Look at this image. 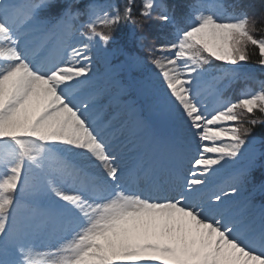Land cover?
<instances>
[{
  "label": "snow or ice",
  "instance_id": "6c2138e0",
  "mask_svg": "<svg viewBox=\"0 0 264 264\" xmlns=\"http://www.w3.org/2000/svg\"><path fill=\"white\" fill-rule=\"evenodd\" d=\"M184 16L146 44L150 22H174L157 0H0V264H264V208L239 199L264 193L255 161L217 182L264 125V82L233 100L208 71L250 79L237 69L253 56L264 68L259 18L203 0ZM97 47L113 57L103 72ZM137 50L153 71L120 85L119 112L110 66L141 64Z\"/></svg>",
  "mask_w": 264,
  "mask_h": 264
},
{
  "label": "trees",
  "instance_id": "16d2710c",
  "mask_svg": "<svg viewBox=\"0 0 264 264\" xmlns=\"http://www.w3.org/2000/svg\"><path fill=\"white\" fill-rule=\"evenodd\" d=\"M62 3L71 4L73 2L74 8H79L83 10L85 6L92 2V0H60ZM225 8L229 11H232L236 5L242 4L244 8L248 10L249 15H255L258 17V22L256 24L257 29L259 30L256 35H264V0H220ZM96 3L99 4H122L123 0H95ZM197 0H157V3L165 4L168 6L169 13L174 16V22L169 24H163L159 21H152L145 28V33L149 39L145 41L146 44H150L153 42V37L155 38V44L167 43L175 37L176 29L182 26L185 21L184 13L187 9L196 3ZM142 0H134V10L138 11L141 6ZM175 9V11H173ZM237 11L239 9H236ZM83 19V18H82ZM123 29L121 35H127L129 37V47H134L135 37L139 36L141 33L137 32L134 27L130 24H123L120 26ZM119 34V33H118ZM112 47V46H109ZM136 54L143 57V62L141 64L128 67L123 66L124 73L127 72L128 76H131V80L133 78H140L142 76H146L149 71V67L147 63V54L141 52L139 50L136 51ZM111 59H113L110 53ZM117 61H122L124 58L117 55L115 57ZM256 56H253L252 61L247 64L241 65L237 71L242 72L246 68L252 67L253 70L249 72L250 79H245L243 77L237 78L235 81L231 83V87L229 92L233 95V100L237 99L241 92L243 91H256L259 90L261 82H264V68H261L258 64L255 63ZM120 64V63H118ZM210 73H221V75H225L231 69L230 65L215 62L211 66ZM257 115H262L257 112ZM244 119V117H242ZM261 131H264V125H258L254 130L255 135H259ZM260 136V135H259ZM262 145L264 146V137H262ZM255 161L254 168L251 172V178L254 183H258L259 181H264V149H262L258 156L254 157ZM252 188V185L249 184L245 187L247 191ZM262 201L264 200V195L260 198Z\"/></svg>",
  "mask_w": 264,
  "mask_h": 264
},
{
  "label": "rangeland",
  "instance_id": "374dc122",
  "mask_svg": "<svg viewBox=\"0 0 264 264\" xmlns=\"http://www.w3.org/2000/svg\"><path fill=\"white\" fill-rule=\"evenodd\" d=\"M217 4V3H214ZM94 55L97 61L96 67L103 72L105 69V63L106 60H110L109 54L104 52L102 49L99 47L94 49ZM113 68V78L115 81V87H111L109 89V96L105 98V103H111L112 108L114 110H117L119 112L123 111V102L127 100L124 92L122 91L120 84L117 82V74L120 72V67L117 65L110 66ZM151 70L153 71L152 67ZM218 77V76H217ZM221 79V77H219ZM227 85L224 83V90L226 89ZM117 105H120L119 108H117ZM255 139L251 144H249L248 149L245 151V155L242 156L238 161L235 162V164L229 162L223 169H221L218 177H217V182L218 183H225V182H230L231 178L241 169H243L247 164H249V156L248 153L251 151H258L260 148V138L257 137L255 134H253ZM249 151V152H248ZM252 156V155H250ZM239 199L245 200L246 196L243 194L241 190V194ZM254 211H260L262 208H264V203L261 202H254Z\"/></svg>",
  "mask_w": 264,
  "mask_h": 264
}]
</instances>
